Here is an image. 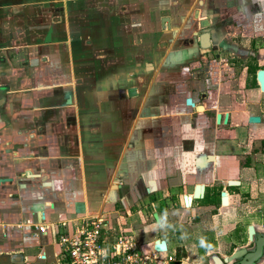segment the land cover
I'll list each match as a JSON object with an SVG mask.
<instances>
[{"label":"crops","instance_id":"obj_1","mask_svg":"<svg viewBox=\"0 0 264 264\" xmlns=\"http://www.w3.org/2000/svg\"><path fill=\"white\" fill-rule=\"evenodd\" d=\"M105 2L0 0V73L14 78L0 99V221L10 225L0 263L54 264L59 248L31 237L32 225L59 231L92 216L134 235L151 264L227 260L264 232V0H216L227 6L179 18L175 30L161 17L169 38L158 42L149 0ZM208 15L227 35L213 30L202 47L190 30ZM239 30L242 41L229 39ZM13 42L44 52L36 87L4 68Z\"/></svg>","mask_w":264,"mask_h":264},{"label":"built area","instance_id":"obj_2","mask_svg":"<svg viewBox=\"0 0 264 264\" xmlns=\"http://www.w3.org/2000/svg\"><path fill=\"white\" fill-rule=\"evenodd\" d=\"M9 226L0 221V238L7 237ZM54 227L60 230L42 224L32 225L31 230V237L36 240L50 236L57 245L59 252L54 264H151L155 261L141 251L134 235L112 234L102 216L81 218ZM37 259L45 261L46 254L38 255Z\"/></svg>","mask_w":264,"mask_h":264},{"label":"rangeland","instance_id":"obj_3","mask_svg":"<svg viewBox=\"0 0 264 264\" xmlns=\"http://www.w3.org/2000/svg\"><path fill=\"white\" fill-rule=\"evenodd\" d=\"M140 1H142V0H140ZM143 1L146 2V0H143ZM149 1L151 2V5H153L155 7L154 11H155L156 20H157L156 21V27H155L153 32H150V34H152L154 36V39L156 40V42H158L160 40H167V38H169V35L165 34L168 31V29H166L167 26H165V29H162L160 27L159 20L161 17H168L172 22L171 30H175V28L179 27V22L177 21L179 18H183V21H184L185 18H189L192 16L191 19L195 22V20L197 19V16L195 15L196 12L199 14V18H202L204 16H207L205 13H203V10L208 9V10H210V12H209L210 14L216 15V13L218 12L219 9H223L224 7L227 6V4L221 5V4L216 3V0H215V2H213L212 0H149ZM224 1H226V0H224ZM104 2H105V0H104ZM104 9L106 10V8H104ZM63 13H64L63 11L60 13V17H62V18H63ZM179 13H180V15H179ZM13 16H16V15L13 14ZM93 17H95V15ZM207 22L209 23L207 29L202 27L201 24L193 23V26L191 27L190 31L195 32L196 34L197 33L202 34V33L208 32L209 29H212V30L217 31V36H218L217 38L218 39H221L224 35L225 36L227 35V30H224V31L220 30V25L218 26L216 24V22L212 23V21H210V19ZM233 26L236 27V25H233ZM164 30H166V32H164ZM235 32L236 33H234V34L232 33L233 35L230 36V38H229L232 41H237V42L239 41L240 42L245 38L242 30L235 31ZM174 36H175V33H174ZM214 39H215V37H214ZM254 40L257 41L256 38ZM28 43L30 44V42H28ZM29 44L26 45L23 42L20 45H16V43L13 42L12 48L4 53V54H6V57H8L7 60L9 61V65H7L4 68H6L7 70L12 69L14 72L16 71L17 73H23L27 77V80H26L27 82L25 81L24 86L28 87V88H32V87H36V80H35V78H33L36 76L35 70H38L40 68V66L45 67L46 62H45V60L41 59V54H42V58H43L44 52H40V54H39V52L36 51L37 47L32 46V44H30V45ZM28 46H30V47L32 46L34 48H30ZM114 46L115 45L113 44L112 46L106 47L104 49L114 50V48H115ZM1 58H4V56L0 57V64L3 63V62H1ZM144 58H145V56H144ZM96 59H97L96 53L91 54L89 59H87L84 62H81L83 64H86L87 67L85 68L84 66L83 67L79 66V67H81L80 69H82L84 72V70H86V69L93 68V65L95 64ZM79 63L80 62H78V64ZM79 67H77V69H79ZM4 68H2V71H4ZM93 70H94V68L92 69V71ZM108 70L110 71L111 69H108ZM11 80H14V78L9 79L6 77V75L4 73H0V99L3 98V93H4V92H2L1 88L4 87V84H6L5 83L6 81L12 82ZM28 82L31 84H28ZM9 234H10V231H9ZM5 240L8 242L5 244H8L9 247L15 246L16 248L19 249V247L17 246V243L13 242L12 237H11V239H10V237H8V239H5ZM35 253L32 252V253H30V255H34Z\"/></svg>","mask_w":264,"mask_h":264},{"label":"water","instance_id":"obj_4","mask_svg":"<svg viewBox=\"0 0 264 264\" xmlns=\"http://www.w3.org/2000/svg\"><path fill=\"white\" fill-rule=\"evenodd\" d=\"M168 21L169 20L167 18L162 19L163 23L164 22H168ZM204 26L206 27L207 24L204 25ZM51 32H52V30L49 29L47 34H46V36H45V39H44L45 43H50L51 42ZM212 33H213V31L205 32L199 37V42H200V45L202 47H209L210 35ZM149 68H151V66L149 64H147L146 65V70H148ZM258 80H259V82L261 84L262 90H264V72L263 71L258 73ZM127 93H128V95L130 97H132V96L136 95V90H135V88L131 87V88H129L127 90ZM68 102H69V100H68ZM219 121H220V116H217V122H219ZM0 182H1V180H0ZM237 185H238V183L235 182V181H232V182L229 183V186H237ZM44 186H50V183H45ZM202 193L203 192L201 191V187H198L195 198L196 199L201 198L203 196ZM191 201H192V199L190 197L189 198H185V205L186 206H190ZM222 203L226 204V197H225L224 194H222ZM153 218H154V220L157 223H159L157 214H154ZM154 249H155L156 252H165L166 249H167L166 243L163 242V241L157 240L155 242ZM263 249H264V237L258 239V241L256 243L255 250L253 252H250V253L244 255L243 259L240 261V264H255V262L258 261L260 259V257L262 256Z\"/></svg>","mask_w":264,"mask_h":264},{"label":"flooded vegetation","instance_id":"obj_5","mask_svg":"<svg viewBox=\"0 0 264 264\" xmlns=\"http://www.w3.org/2000/svg\"><path fill=\"white\" fill-rule=\"evenodd\" d=\"M208 17L210 20L213 19V17H211V15H208ZM206 24H207V26L205 27L204 25H206ZM208 25H209V23L205 22L202 24V27L207 29ZM211 31H213V30L212 29L208 30V32H211ZM202 34H199V37ZM213 34H214V31L211 35H213ZM211 35H210V38H211ZM251 233H252V235L247 234L248 235L247 238L242 240L241 247L236 248L235 250L231 251L227 260H222V259L216 260V258H215V262H216L215 264H240V261L243 259L244 255H246L250 252H253L255 250L256 243H257L258 239L264 237V232L258 234L256 231L255 232L252 231ZM255 264H264V249L262 251V256L260 257V259L258 261L255 262Z\"/></svg>","mask_w":264,"mask_h":264}]
</instances>
